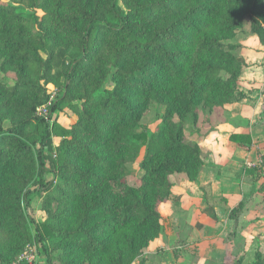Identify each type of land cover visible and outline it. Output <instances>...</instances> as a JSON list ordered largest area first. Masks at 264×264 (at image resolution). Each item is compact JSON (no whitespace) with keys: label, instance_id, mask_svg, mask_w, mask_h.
Returning a JSON list of instances; mask_svg holds the SVG:
<instances>
[{"label":"trees","instance_id":"1","mask_svg":"<svg viewBox=\"0 0 264 264\" xmlns=\"http://www.w3.org/2000/svg\"><path fill=\"white\" fill-rule=\"evenodd\" d=\"M247 17L264 46V0H0V73L14 76L0 79V264L37 241L46 264L54 253L59 264H134L163 232L171 177L201 174L188 118L202 138L199 110L244 97L231 41ZM154 103L165 113L150 135L141 122ZM65 108L78 120L55 147L51 119ZM143 148L131 186L127 166ZM36 194L42 223L29 214Z\"/></svg>","mask_w":264,"mask_h":264},{"label":"crops","instance_id":"2","mask_svg":"<svg viewBox=\"0 0 264 264\" xmlns=\"http://www.w3.org/2000/svg\"><path fill=\"white\" fill-rule=\"evenodd\" d=\"M255 50L246 57L247 81L241 85L244 97L221 111L224 116H215L221 120L214 129L203 133L199 128L202 138L192 136L191 144L202 148L204 164L199 178L190 182L178 176L180 179L172 181L173 193L167 202L170 218L176 220L175 214L183 208L203 217V223L193 221L195 217L187 220L194 238L202 228L222 231L233 224L241 228V237L264 240V46L259 44ZM233 134L250 135L252 144L231 141ZM205 190L210 193L208 198Z\"/></svg>","mask_w":264,"mask_h":264},{"label":"rangeland","instance_id":"3","mask_svg":"<svg viewBox=\"0 0 264 264\" xmlns=\"http://www.w3.org/2000/svg\"><path fill=\"white\" fill-rule=\"evenodd\" d=\"M22 12L30 13L26 10H22ZM39 15H42V13L39 12ZM250 23L251 19L247 17L242 31L231 41L232 44L238 45L233 54L239 58V61L245 64L238 78L236 99L241 97H239V93H242L241 85L247 81L244 75V72L247 71L246 68H249L246 63V57L255 53V49L260 44L258 36L251 30ZM0 79L11 85L14 81V76L5 77L0 73ZM49 88L53 97H56L58 93L57 89L54 86H50ZM221 111L223 110H199L198 129H202L203 133L214 129L216 124L221 120L216 119L215 116L221 117L223 115ZM164 113L165 107L163 105L152 104L143 116L141 122L143 129L147 130L150 135L155 133L161 124ZM77 120V116L68 108L57 111L52 116L51 122L53 123V142L55 147L59 146L63 137L73 129ZM187 121L186 140L188 143H192L194 139L192 136L196 137L198 135L191 131L192 118L189 117ZM144 155L145 148L142 149L138 159L127 166V179L131 186H137L143 176L140 170V162ZM46 178L48 180L54 179L52 173L47 174ZM178 179L180 177L176 175L171 177L173 182H176ZM43 197L44 194L43 196L36 194L31 200L29 214L37 223L44 222L49 216V212L42 209ZM167 202L164 206L163 204L160 206V212L163 217V232L160 238L151 243L134 264H250L256 260L259 254L264 256V240L261 241L260 237L254 240L250 239L251 237L248 239L245 236L241 237V228L235 227L233 224L222 231L218 227L211 230L202 228L200 229V234H197V238L192 237V231L188 228L187 220L195 217L192 219L193 221L197 220L199 223H203V217L198 214H190L188 209L183 208L181 209L183 212L175 214L177 219L172 220L170 218L171 207ZM172 213L174 215V212ZM205 216H209V213ZM239 224L237 222V225ZM197 226L195 225V228ZM218 235L220 236L218 237ZM27 250L35 254L36 260L34 264H46L47 257L38 241L28 245L22 253ZM56 255L55 253L53 254L52 264H59L56 260Z\"/></svg>","mask_w":264,"mask_h":264},{"label":"built area","instance_id":"4","mask_svg":"<svg viewBox=\"0 0 264 264\" xmlns=\"http://www.w3.org/2000/svg\"><path fill=\"white\" fill-rule=\"evenodd\" d=\"M52 102H53V97L46 105H43L38 108V114L47 117L49 114L48 108L52 104ZM35 258H36L35 254L32 251L27 250L13 264H34L36 260Z\"/></svg>","mask_w":264,"mask_h":264}]
</instances>
